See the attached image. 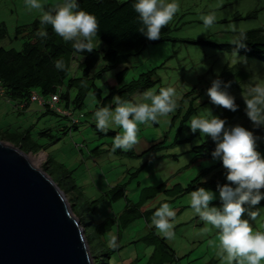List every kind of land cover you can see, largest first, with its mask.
<instances>
[{"label": "rangeland", "instance_id": "374dc122", "mask_svg": "<svg viewBox=\"0 0 264 264\" xmlns=\"http://www.w3.org/2000/svg\"><path fill=\"white\" fill-rule=\"evenodd\" d=\"M61 2L40 0V9H29L24 0H2L0 24L7 27L8 37L1 47L20 51L24 39L17 36V29L30 28L34 22L41 21L44 12ZM178 3L179 11L168 24L173 30L171 39L148 46L143 53L123 65L129 68L126 83L159 67L155 74L159 82L150 91L158 94L161 88L171 86L177 93L176 108L172 113L161 117L159 122L138 125V143L131 150H112L113 133L123 134L120 127L113 126L114 130L110 128L107 134L96 129L94 113L97 103L92 93L85 98L84 108L74 113L76 119L43 115L44 110L38 103L31 104L29 111L21 110L16 103L10 104L6 99H0V140L13 145L7 135H19L20 140L15 142L20 144L24 136L29 135L26 145L31 147L36 144L45 154H28V159L42 158L41 163L36 165L44 171L49 166L50 156L53 163L47 170L51 172L53 166L56 168L53 170L55 179L65 172H71L72 181L79 188L77 193L81 194L82 199H98L112 188L121 186L131 201L138 202L147 195L144 189L165 185V192L149 201L143 210L168 203L176 212L174 235L167 238L159 234L151 223L154 212L144 215L141 211L142 216L125 231L120 233L116 228L109 235V241L115 239V244L119 243L121 247L116 251L112 264H226L222 259L224 253L219 247L218 233L194 214L190 208L191 192L184 191L205 169L221 162L195 159L193 149L208 138L203 134L194 137L188 123L197 116H220L223 108L212 103L204 104L205 98L210 101L204 92L214 79L220 77L224 67L236 64V60L232 55L220 53L209 45L203 47L198 41L210 37L212 40L233 43L240 33L264 28V0H178ZM209 14L214 15L215 20L211 27H205L201 17ZM26 39H29L28 36ZM97 45L102 47L99 41ZM82 61L83 58L79 56L73 58L72 77L80 76L79 63ZM253 70V76H256L254 80L264 82V72ZM119 71L107 72L111 76L106 77L105 74L97 82L105 96L108 94L106 82L116 86L115 76ZM141 96L136 94L130 101L135 102ZM63 106L62 103L64 109ZM190 106L201 108L189 116L187 122H183ZM181 111L182 119L175 120ZM74 121L79 123L76 129L72 128ZM47 130L49 133L41 136ZM157 145L160 146L155 147ZM186 145H191V149L187 150ZM205 162H209L207 166ZM210 179L211 176L201 177V182ZM64 193L70 206L73 195ZM212 204L219 206V199ZM127 205L125 198L115 201L112 207L114 216H119ZM262 206L264 200L256 207ZM103 207L110 216L108 202ZM99 210L103 211L100 207ZM107 214L101 218L102 221L107 218ZM253 230L264 231V214L253 223ZM93 262L95 264V258Z\"/></svg>", "mask_w": 264, "mask_h": 264}, {"label": "trees", "instance_id": "16d2710c", "mask_svg": "<svg viewBox=\"0 0 264 264\" xmlns=\"http://www.w3.org/2000/svg\"><path fill=\"white\" fill-rule=\"evenodd\" d=\"M132 2L133 0L127 2H120L119 0H79L80 9L95 14L99 22L96 39L101 43L102 47H98L91 53H87L86 50L83 54L77 53L73 49L71 42L64 41L53 31L50 24H42L41 21L34 22L30 28H18L17 36L24 39L22 49L20 51L15 49L8 50L1 47L8 37V30L4 24H0V88L3 89L4 94L3 97L0 94V99H6L10 104L24 105V110H27L31 104L30 99L35 94L46 100H49L51 96L58 95L60 97V105L63 103L65 110L75 113L84 108V101L89 93H92L96 98L97 110L103 107H109L114 110L115 104L112 100L114 96L130 101L134 95L143 94L145 91L156 87L159 79L155 78V74L159 67L142 73L128 83L126 82L129 68H123L115 76L116 86L106 82L107 96L104 95L103 89L97 85L103 75L118 67H123L131 58L143 53L148 46L171 39L173 30L169 25L161 29V38L156 41H150L140 33L138 31L140 27L137 19L138 14L134 11ZM40 32H46L47 36L41 37L39 35ZM27 36L29 39H26ZM209 38L198 41V44L203 47L209 45L220 53L232 55L236 60L234 65L227 64L218 78L225 83L231 82L228 91L233 96L237 93L241 97L240 101L236 102L239 105L236 112L223 108L219 117L226 118L228 125H242L261 137L257 150L264 154V129L254 128L245 113L244 101L248 87L258 82L254 80L256 76H253V69H257L259 73L264 72V28L238 34L233 43ZM75 56L83 58V61L79 63L80 76L72 77L71 66ZM241 57H244L247 63H241ZM57 60L63 62V70L56 68L55 62ZM99 66H101L100 69H98ZM95 71L97 72L95 73ZM205 94H207V91L204 92ZM207 103H211V101H207L205 98L204 104ZM41 107L44 110L43 115L51 114L58 118L66 119V116L50 110L49 106L44 105ZM199 108L201 107L190 106L186 110L183 122H187L189 116L196 114ZM83 116L81 115V117ZM182 117L181 111L175 120L182 119ZM78 125L79 123L74 124L72 128L76 129ZM48 133L49 130L44 131L41 136ZM117 134L113 133L112 136L115 137ZM197 134L201 135L197 132L193 136L195 137ZM28 137L29 135L24 136L20 144H18L15 141L20 140L19 135H7L11 144L20 148L26 154L38 155L41 153L43 149L38 145L35 144L31 147L26 145L25 141ZM158 146L160 145L155 147ZM214 149L215 143L208 137L206 142L193 149L196 155L195 159H212L211 152ZM48 163V167H51L53 159L50 156ZM48 167L44 171L51 176L60 189L73 195V203L70 206L85 229L87 241L93 258H95V264H112L116 251L121 249L119 243L113 246L109 241V235L115 232L116 228L120 233L125 231L135 220L142 216V212L144 215H149L155 212L162 204L154 209L143 210V207L149 201L155 199L160 193L165 192V185L144 189L143 192L147 193V195L145 197L142 196L138 202L131 201L127 196V191L121 186L112 188L98 199L84 200L81 194L77 193L79 188L72 181L71 172L67 170V173L65 172L63 176H56L55 179L53 170L56 168L53 166L52 171L49 172L47 170ZM206 176H211V179L207 182H201V177ZM225 183H227L226 170L223 168L222 162H220L216 166L205 169L184 192H191L199 187L216 190L218 184L223 185ZM181 192H183V189ZM109 193L112 194L110 196L112 199L109 197ZM122 198L126 199L128 205L119 216H114L113 203ZM106 202H108L109 210H111L113 216H109L106 213L103 207ZM99 207L103 211H100ZM106 214L107 218L102 221L101 218L106 216ZM165 243V240H163V244L167 247ZM162 262L165 263V260H162ZM149 264L152 263L149 262Z\"/></svg>", "mask_w": 264, "mask_h": 264}, {"label": "clouds", "instance_id": "9594fccd", "mask_svg": "<svg viewBox=\"0 0 264 264\" xmlns=\"http://www.w3.org/2000/svg\"><path fill=\"white\" fill-rule=\"evenodd\" d=\"M24 3L29 9L42 7L40 0H24ZM132 7L138 14V31L148 40L156 41L161 38V29L172 21L180 5L178 0H133ZM40 20L42 24H50L64 41L71 42L77 53L83 54L85 50L91 53L100 46L96 43L98 19L95 14L80 9L79 0H62L44 12ZM201 20L205 27H211L215 16L205 15ZM39 35L46 37L47 33L40 32ZM241 63H247L244 57H241ZM55 66L58 70L64 68L60 60L55 62ZM110 76L111 73H106V77ZM230 86L231 82L214 79L207 96L212 104L236 112L239 108L236 102L241 97L237 93L234 96L230 94ZM176 95V90L169 86L161 88L158 94L145 91L135 102L114 96V110L103 107L95 111V126L104 134L110 128L114 130L113 126L120 127L123 134L115 136L112 150L129 151L138 143V125L159 122L161 117L172 113L176 108ZM244 101L245 113L254 128L264 129V82L251 84ZM17 106L21 110L25 109L24 105ZM50 110H59V115L76 119L74 112L61 107L60 97L56 109ZM74 122L78 124V121ZM188 126L191 133L199 132L215 143V149L211 152L212 161L222 162L227 181L223 185L218 184L216 191L204 187L191 191L190 208L200 221L218 233L219 247L224 253L222 259L226 264H264V231L253 230V223L264 214V206L256 207L264 200V154L257 150L261 137L242 125H228L226 118L214 115L193 117ZM185 148L190 150L191 145ZM205 163L207 166L209 162ZM217 199L220 201L219 206L212 204ZM175 217L176 212L168 203H163L153 213L151 223L159 234L171 238L174 235ZM110 244L115 246V239Z\"/></svg>", "mask_w": 264, "mask_h": 264}, {"label": "water", "instance_id": "95a60500", "mask_svg": "<svg viewBox=\"0 0 264 264\" xmlns=\"http://www.w3.org/2000/svg\"><path fill=\"white\" fill-rule=\"evenodd\" d=\"M0 264H94L65 193L28 154L2 141Z\"/></svg>", "mask_w": 264, "mask_h": 264}, {"label": "built area", "instance_id": "2783aa9c", "mask_svg": "<svg viewBox=\"0 0 264 264\" xmlns=\"http://www.w3.org/2000/svg\"><path fill=\"white\" fill-rule=\"evenodd\" d=\"M0 89H1L0 94L3 95V89L2 88H0ZM31 102H37L40 105L47 104L50 106V108L56 109V104L59 102V97L58 96H52V98L49 101H46L37 95H33L31 98ZM57 111L60 112L59 110H57Z\"/></svg>", "mask_w": 264, "mask_h": 264}, {"label": "bare ground", "instance_id": "6f19581e", "mask_svg": "<svg viewBox=\"0 0 264 264\" xmlns=\"http://www.w3.org/2000/svg\"><path fill=\"white\" fill-rule=\"evenodd\" d=\"M41 159H42V158H37V159L29 160V161H30V162L32 161V162H31L32 165H33L36 169H38L36 164H37L38 162H40ZM40 163H41V162H40Z\"/></svg>", "mask_w": 264, "mask_h": 264}, {"label": "crops", "instance_id": "0c3cea01", "mask_svg": "<svg viewBox=\"0 0 264 264\" xmlns=\"http://www.w3.org/2000/svg\"><path fill=\"white\" fill-rule=\"evenodd\" d=\"M123 68H124V67H122V66H121V67H118L117 69H115V71H116V70H120V71H122ZM120 71H119V72H120ZM119 72H118V73H119ZM30 108H31V105H30ZM30 108H28V110H29ZM30 110H31V109H30ZM30 110H29V111H30ZM109 213H110V216H111V215H112L111 210H109Z\"/></svg>", "mask_w": 264, "mask_h": 264}]
</instances>
